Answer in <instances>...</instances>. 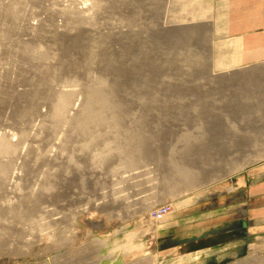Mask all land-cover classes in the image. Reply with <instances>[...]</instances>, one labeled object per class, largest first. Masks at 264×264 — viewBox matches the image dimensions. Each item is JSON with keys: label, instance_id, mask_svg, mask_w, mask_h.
I'll use <instances>...</instances> for the list:
<instances>
[{"label": "rangeland", "instance_id": "obj_1", "mask_svg": "<svg viewBox=\"0 0 264 264\" xmlns=\"http://www.w3.org/2000/svg\"><path fill=\"white\" fill-rule=\"evenodd\" d=\"M170 22L0 0V264H264V76Z\"/></svg>", "mask_w": 264, "mask_h": 264}, {"label": "crops", "instance_id": "obj_2", "mask_svg": "<svg viewBox=\"0 0 264 264\" xmlns=\"http://www.w3.org/2000/svg\"><path fill=\"white\" fill-rule=\"evenodd\" d=\"M155 10L156 21H203L212 47L210 56L228 59L222 73L243 69L264 76V0H155ZM221 43L227 48L216 49ZM261 217L264 212L261 213L260 207L249 209L247 218L253 222L252 233L259 230ZM90 223L94 230L105 226L101 220ZM122 239L113 250H120L133 241L130 234ZM200 257L197 258L201 260Z\"/></svg>", "mask_w": 264, "mask_h": 264}, {"label": "bare ground", "instance_id": "obj_3", "mask_svg": "<svg viewBox=\"0 0 264 264\" xmlns=\"http://www.w3.org/2000/svg\"><path fill=\"white\" fill-rule=\"evenodd\" d=\"M87 2V1H86ZM86 5V4H85ZM68 6V5H67ZM68 8V7H67ZM87 8V7H86ZM83 13V12H82ZM170 22V21H169ZM174 22V21H173ZM179 22V21H178ZM166 23H168V22H166ZM171 24H172V22H170ZM175 23V22H174ZM186 24V23H185ZM189 24V23H188ZM166 26H167V24H165ZM101 29V28H100ZM60 99V101H61V99L62 100H68L69 99V97L68 98H65L64 99V97L63 98H61V97H59ZM59 101V102H60ZM66 102H68V101H65V102H62V104L64 105ZM61 103V102H60ZM67 104H69V103H67ZM66 106H68V105H66ZM59 107V106H58ZM61 107V106H60ZM59 107V108H60ZM62 112V111H61ZM60 114V113H59ZM65 116V115H64ZM40 122V121H39ZM37 126V125H36ZM37 128V127H36ZM29 137V136H28ZM240 155V154H239ZM49 161V160H48ZM52 162V161H51ZM184 166V165H183ZM145 169V168H144ZM135 170V169H134ZM14 172V171H13ZM15 173V172H14ZM13 173V174H14ZM128 173V172H127ZM135 174V173H134ZM142 175V174H141ZM124 177V176H123ZM128 177V176H127ZM141 177V176H140ZM148 177V176H147ZM13 178V177H12ZM22 178V177H21ZM137 178V177H136ZM23 179V178H22ZM126 179V178H125ZM129 179V178H128ZM3 181V180H2ZM12 181V180H11ZM7 182V181H6ZM153 183V182H152ZM30 184V183H29ZM41 184V183H40ZM43 184V183H42ZM146 184V183H145ZM157 184V183H156ZM24 185V184H23ZM136 185V184H135ZM158 185V184H157ZM3 186V185H2ZM21 186V185H20ZM26 186V185H25ZM35 186V185H34ZM16 187V186H15ZM27 187V186H26ZM7 188V187H6ZM23 190V189H22ZM27 190V189H26ZM40 190V189H39ZM21 191V190H20ZM24 191V190H23ZM22 192V191H21ZM140 192V191H139ZM18 193V192H17ZM29 193V192H28ZM146 193V192H145ZM148 193H149V191H148ZM16 195V194H15ZM150 195V194H149ZM137 196V195H136ZM144 196V195H143ZM146 196V195H145ZM17 198V197H16ZM120 199V198H119ZM144 199V198H143ZM117 200H118V198H117ZM139 200V199H138ZM111 201H113V200H111ZM48 209V208H47ZM46 211V210H45ZM42 219V218H41Z\"/></svg>", "mask_w": 264, "mask_h": 264}]
</instances>
